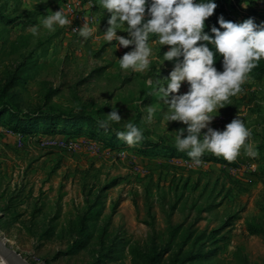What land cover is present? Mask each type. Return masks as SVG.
Here are the masks:
<instances>
[{"label": "rangeland", "instance_id": "1", "mask_svg": "<svg viewBox=\"0 0 264 264\" xmlns=\"http://www.w3.org/2000/svg\"><path fill=\"white\" fill-rule=\"evenodd\" d=\"M244 3L229 0L228 9L264 22V0ZM60 9L71 22L43 29ZM110 15L99 0H0V235L29 264H147L154 249L156 264H264V107L253 85L243 84L211 126L223 130L239 116L256 157L242 147L232 162L206 152L212 159L195 165L186 152L172 154L186 125L167 121L170 109L148 83L172 70L162 64L169 46L152 43L149 70H121L131 49L104 40ZM85 23L95 30L88 38ZM115 106L123 120L113 134L134 123L146 144L116 138L111 146L74 120L85 112L98 124ZM3 107L67 121L57 132L39 122L18 132Z\"/></svg>", "mask_w": 264, "mask_h": 264}, {"label": "clouds", "instance_id": "2", "mask_svg": "<svg viewBox=\"0 0 264 264\" xmlns=\"http://www.w3.org/2000/svg\"><path fill=\"white\" fill-rule=\"evenodd\" d=\"M99 3L111 14L104 40L116 41V49H131L118 59L121 70L145 72L152 62V43L169 46L162 64L173 62L172 70L163 79L156 77L148 83L168 105L167 121L186 125L175 132L178 151L186 152L195 165L202 163L201 157L206 152L229 162L237 159L242 147L249 157L258 155L249 142L251 131L239 116L223 130L211 125L218 115L214 113L241 92L249 74L264 60V22L257 24L254 18H248L237 23L221 15L219 27L212 26L210 34L205 31V21L218 7L215 0H99ZM247 6L245 0L243 7ZM70 22L60 9L44 16L42 26L55 31L57 25L62 27ZM121 28L127 37L117 35ZM30 31L34 38L38 37L41 25L32 26ZM79 31L88 38L95 30L85 23ZM150 36L156 37L151 43ZM221 57L222 71L215 66ZM185 82L188 90L181 93ZM154 111L148 108V121ZM106 117L98 121L99 128L105 131L123 120L116 106ZM125 128L116 133L119 140L133 146L143 139V131L136 124L127 123Z\"/></svg>", "mask_w": 264, "mask_h": 264}, {"label": "trees", "instance_id": "3", "mask_svg": "<svg viewBox=\"0 0 264 264\" xmlns=\"http://www.w3.org/2000/svg\"><path fill=\"white\" fill-rule=\"evenodd\" d=\"M218 7L215 9L214 14L209 17L205 21V31L210 33V29L212 26L219 27L218 24V17L223 15L225 20L233 21V22H243V20H239L235 18L232 13L228 9V2L229 0H215ZM211 34V33H210ZM151 39L155 40V36H150ZM215 66L218 70L222 71V57L216 60ZM249 78L252 79L254 82H261L264 80V60H261L258 67L252 70V72L249 74ZM1 111L6 112L7 114H12L14 118V130L18 132L27 133L30 132L29 129L32 127H35L34 124L36 123H42L43 125L47 126V132H57L55 129L60 124H65L63 122H66L67 120L64 119L65 114H54V115H48L44 113H40L39 115H22L19 116L18 113H14V111H11L7 107L1 108ZM71 116V115H70ZM75 117L74 120H80L84 122L83 124H87L88 133L93 137H101V136H107L111 138V141L108 142V145H115V139L117 138L116 134L114 135L112 130L109 129L108 131H105L101 128H99L98 124L95 123L91 115H87L85 112L81 113L80 115H73ZM60 121V122H58ZM57 122V123H55ZM60 123V124H58ZM42 125V126H43ZM83 132V131H81ZM140 143L146 144L145 140H141ZM164 149H167V147H164ZM169 152L172 154H178L180 151L177 149H168ZM202 160H210L212 159L211 156H203L201 157ZM159 253L157 249H154L149 255L147 259V264H156L158 260ZM184 264V262H183Z\"/></svg>", "mask_w": 264, "mask_h": 264}, {"label": "water", "instance_id": "4", "mask_svg": "<svg viewBox=\"0 0 264 264\" xmlns=\"http://www.w3.org/2000/svg\"><path fill=\"white\" fill-rule=\"evenodd\" d=\"M0 252L6 258L8 264H29L23 259L0 235Z\"/></svg>", "mask_w": 264, "mask_h": 264}, {"label": "crops", "instance_id": "5", "mask_svg": "<svg viewBox=\"0 0 264 264\" xmlns=\"http://www.w3.org/2000/svg\"><path fill=\"white\" fill-rule=\"evenodd\" d=\"M250 80V81H249ZM245 83H249V84H251V85H253V88L251 89V91H252V93L254 94L253 95V101H254V103L256 102L257 104V107H259L260 108V106L261 107H264V100H261V103L263 104V105H260L259 103H260V100H259V98L261 99V97H264V90L261 88L262 86V83L264 84V80L263 81H261V82H254L252 79H250V78H248L245 82H244V84ZM253 106V105H252ZM241 108V110H244L245 109V107H240ZM243 108V109H242ZM240 110V111H241Z\"/></svg>", "mask_w": 264, "mask_h": 264}, {"label": "bare ground", "instance_id": "6", "mask_svg": "<svg viewBox=\"0 0 264 264\" xmlns=\"http://www.w3.org/2000/svg\"><path fill=\"white\" fill-rule=\"evenodd\" d=\"M0 260H1V264H8L6 258L4 257V255L0 252Z\"/></svg>", "mask_w": 264, "mask_h": 264}]
</instances>
